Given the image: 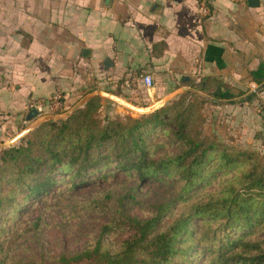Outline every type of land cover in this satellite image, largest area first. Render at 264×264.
Returning <instances> with one entry per match:
<instances>
[{"label": "trees", "instance_id": "trees-1", "mask_svg": "<svg viewBox=\"0 0 264 264\" xmlns=\"http://www.w3.org/2000/svg\"><path fill=\"white\" fill-rule=\"evenodd\" d=\"M248 75L263 84L264 63ZM118 86L133 95L146 91L141 81ZM195 88L146 111L103 117L105 99L92 94L1 147L0 264H46L50 258L38 240L46 219L66 232L93 214L103 216L96 234L72 256L89 264H264V154L202 133L199 91L231 92L214 75L200 76ZM128 95L120 96L147 104ZM34 116L28 108L22 125ZM145 182L165 193L139 218L129 208L144 202L139 191ZM90 186L97 188L78 193ZM36 198L43 204L25 219ZM127 229L129 236L110 242L111 233Z\"/></svg>", "mask_w": 264, "mask_h": 264}, {"label": "crops", "instance_id": "crops-1", "mask_svg": "<svg viewBox=\"0 0 264 264\" xmlns=\"http://www.w3.org/2000/svg\"><path fill=\"white\" fill-rule=\"evenodd\" d=\"M256 1L205 0L201 13L197 0H0V114L20 126L28 102L56 89L65 116L94 91L151 105L178 80L172 90H196L202 75L236 82L243 69L250 81L248 69L264 63V0ZM144 72L153 78L145 92L118 86Z\"/></svg>", "mask_w": 264, "mask_h": 264}, {"label": "rangeland", "instance_id": "rangeland-1", "mask_svg": "<svg viewBox=\"0 0 264 264\" xmlns=\"http://www.w3.org/2000/svg\"><path fill=\"white\" fill-rule=\"evenodd\" d=\"M241 71L242 75L238 77V81L224 82L225 87L231 89L229 96L219 97L214 93L213 89L205 91L202 94L205 98L201 108L202 114L204 115V121L200 129L202 133L215 135L223 142L247 149H253L258 151L260 154H264V83L256 84L251 80L249 81V79H247L246 72L244 73L243 69ZM161 84L167 85L161 80H155V85ZM182 84L183 83L180 82V80L176 81L172 84V86L170 83L168 87H166L167 89L163 96H161L164 100L160 103L169 100L172 96L184 90H191L189 88H183L173 92V88H181ZM103 96L105 97V100H103V106L100 108V115L102 117L109 116L114 113L123 115L142 112L117 100L116 96L111 97L105 94ZM245 97L247 98L244 99ZM127 102L131 103L132 101L128 100ZM147 104L146 106H149V103ZM114 108L118 109V111L114 110ZM38 122L39 121L31 122L30 124L32 125L23 134H25ZM6 145V143L0 144V148ZM96 188V186L84 187L79 189L78 193L86 195ZM139 193L144 202L130 207L129 213L139 218H143L151 213V204L160 199L164 195L165 191L164 189H160L159 185H154L149 188V183L145 182L142 184ZM41 198H36L34 200V205L29 207V211L26 213L25 219H29L31 215H35L37 213L40 205L44 202L40 200ZM102 218L103 216L95 214L90 215L86 221L79 225L78 229L75 225L73 228L64 232L61 228L55 226L51 218L48 217L46 219V224L42 225L41 231L38 235V240L41 242L48 258H50V260H47L46 264H89L85 257L73 258L72 256L79 253L83 249L87 241H89L90 236L96 234V227ZM132 232V229L113 232L110 234L109 240L112 244L117 245L122 239L129 236ZM30 236V233H28L27 235L20 237V240H25ZM15 244L18 246L17 241ZM17 252L18 250L14 251V253ZM59 254H63L69 258L63 262L54 259Z\"/></svg>", "mask_w": 264, "mask_h": 264}, {"label": "built area", "instance_id": "built-area-1", "mask_svg": "<svg viewBox=\"0 0 264 264\" xmlns=\"http://www.w3.org/2000/svg\"><path fill=\"white\" fill-rule=\"evenodd\" d=\"M198 9L201 13H207L208 8L205 3V0H197ZM138 81H141L146 89H149L152 86V76L149 72L137 73V74H127L123 77L119 83L124 87L130 88L137 84ZM63 104V92L59 89L54 90L44 97H38L33 100H30L27 104L28 108H32L35 112L34 118L29 122V124L19 126L18 130L13 132L8 121L12 117L11 114L0 115V131L4 134V138L0 140V143L9 144L16 140L18 136L22 135L29 127L30 123L37 119H46V118H57L54 117L60 114V111H57V108ZM41 119V120H42ZM40 121V120H39Z\"/></svg>", "mask_w": 264, "mask_h": 264}, {"label": "water", "instance_id": "water-1", "mask_svg": "<svg viewBox=\"0 0 264 264\" xmlns=\"http://www.w3.org/2000/svg\"><path fill=\"white\" fill-rule=\"evenodd\" d=\"M247 1H248V3H249L250 5H252V4H256V3H257L256 0H247ZM178 89H180V88H178ZM178 89L173 90V92L177 91ZM173 92H171V93H173ZM98 93H99V92H96V91L88 93L86 96H84V98H83L79 103H81L82 101H84L88 96H90V95H92V94H98ZM102 93H103V92H102ZM103 94H105V93H103ZM105 95H108V96L113 97V96L110 95V94H105ZM117 100L123 102L124 104H127V105L130 106V107H134V108L138 109L139 111H144V110H148V109H150L151 107H153L154 105L160 103V102H161L162 100H164V99H160V100H158L157 102H155V103H153V104H151V105H149V106H146V107H136V106H133V105H131V104H129V103H127V102H125V101L119 99V98H117ZM79 103H77L75 106H77ZM75 106H74V107H75ZM33 111H34V110H33ZM61 116H63L62 113H60V114H58V115H56V116H54V117H61ZM49 118H50V117H49ZM41 119H42V118L37 119V120H35V121H39V120H41ZM31 125H32V124H30L29 127H27L25 130H27L28 128H30ZM0 144H5V143H0Z\"/></svg>", "mask_w": 264, "mask_h": 264}]
</instances>
